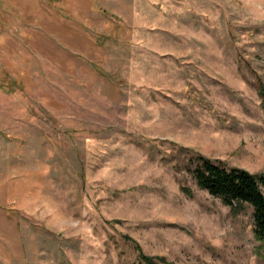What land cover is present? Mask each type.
I'll return each mask as SVG.
<instances>
[{"label": "rangeland", "instance_id": "rangeland-1", "mask_svg": "<svg viewBox=\"0 0 264 264\" xmlns=\"http://www.w3.org/2000/svg\"><path fill=\"white\" fill-rule=\"evenodd\" d=\"M261 83L264 0H0V264H264L187 167L264 174Z\"/></svg>", "mask_w": 264, "mask_h": 264}, {"label": "trees", "instance_id": "trees-1", "mask_svg": "<svg viewBox=\"0 0 264 264\" xmlns=\"http://www.w3.org/2000/svg\"><path fill=\"white\" fill-rule=\"evenodd\" d=\"M259 93L264 108V83L259 85ZM187 167L193 172L200 188L221 198L235 212L242 211L246 205L253 208L255 236L264 246V174L238 166L228 167L203 154L192 157ZM139 260L145 264L167 263L164 257L148 256L143 252Z\"/></svg>", "mask_w": 264, "mask_h": 264}]
</instances>
